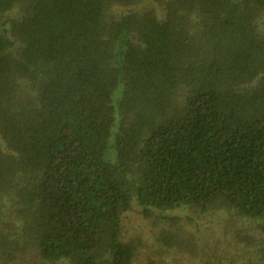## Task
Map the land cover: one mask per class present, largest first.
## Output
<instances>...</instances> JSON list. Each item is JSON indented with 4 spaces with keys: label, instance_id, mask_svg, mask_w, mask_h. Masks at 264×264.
<instances>
[{
    "label": "trees",
    "instance_id": "16d2710c",
    "mask_svg": "<svg viewBox=\"0 0 264 264\" xmlns=\"http://www.w3.org/2000/svg\"><path fill=\"white\" fill-rule=\"evenodd\" d=\"M132 202L261 237L139 254ZM137 260L264 264V0H0V264Z\"/></svg>",
    "mask_w": 264,
    "mask_h": 264
},
{
    "label": "rangeland",
    "instance_id": "374dc122",
    "mask_svg": "<svg viewBox=\"0 0 264 264\" xmlns=\"http://www.w3.org/2000/svg\"><path fill=\"white\" fill-rule=\"evenodd\" d=\"M16 11H12L6 15L7 18L13 17ZM165 218L173 219L177 218L180 220L177 225L166 221ZM188 218L191 220L188 221ZM256 221H248L241 218H236L231 215L225 214L221 216V219H215L210 222L201 221L196 217L195 214L188 210H174V211H154L153 216L150 218H144L140 213V208L136 202H132L131 207L128 211L124 212L121 217V227H122V240L123 241H134L141 243L138 244L139 254L144 255H158L161 258L169 259L170 255L162 253L155 245V236L163 228H183L186 233H192L201 242H206L209 246L203 248L204 255L206 257L214 255V244L213 241L219 238L222 231V226L224 228H239L250 236L260 239V232L257 230ZM210 238H212L210 240ZM143 244V247H142ZM154 244V245H153ZM143 260L144 256L139 257ZM136 264H140L137 260Z\"/></svg>",
    "mask_w": 264,
    "mask_h": 264
}]
</instances>
